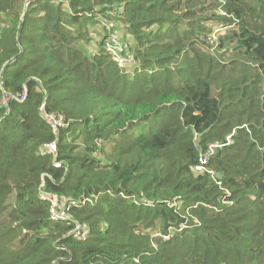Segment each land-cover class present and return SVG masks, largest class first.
I'll return each instance as SVG.
<instances>
[{"label": "trees", "instance_id": "16d2710c", "mask_svg": "<svg viewBox=\"0 0 264 264\" xmlns=\"http://www.w3.org/2000/svg\"><path fill=\"white\" fill-rule=\"evenodd\" d=\"M24 91L0 114V264H264V0H0V99ZM215 142L217 181L195 171Z\"/></svg>", "mask_w": 264, "mask_h": 264}, {"label": "built area", "instance_id": "2783aa9c", "mask_svg": "<svg viewBox=\"0 0 264 264\" xmlns=\"http://www.w3.org/2000/svg\"><path fill=\"white\" fill-rule=\"evenodd\" d=\"M105 39L103 41V49L111 56L112 60L120 67L122 70H126L130 65L134 64L135 59L129 50V44L122 41L121 34L117 31L116 25L114 23L105 24ZM221 31L217 30L209 38V43L213 44L218 41V36ZM27 99V92L24 91L21 95L11 96L6 92H3V95L0 99V114L1 110L5 109V113L10 112L9 103L14 100L19 103H24ZM42 117L50 125L54 131L56 137L58 138L60 130L68 126L66 117L60 114H54L47 112L45 104L41 107ZM1 121V115H0ZM56 138V139H57ZM231 137H228L230 139ZM224 145L219 142L212 143L208 146L205 152L201 153L199 157V163L195 167V171L201 175H209L213 180L217 181V173L208 167L211 158L216 154L219 148H222ZM58 154V140H55L51 143H47L42 146L40 150L41 156L51 155L55 159V167L59 168L60 163L57 162ZM43 199L49 200L51 202V219L55 222H65L69 220V204L68 202H60L58 196H50L46 194L41 195ZM67 235H72L77 240L87 239L88 232L86 228L80 223H76L74 229L71 232H68Z\"/></svg>", "mask_w": 264, "mask_h": 264}, {"label": "rangeland", "instance_id": "374dc122", "mask_svg": "<svg viewBox=\"0 0 264 264\" xmlns=\"http://www.w3.org/2000/svg\"><path fill=\"white\" fill-rule=\"evenodd\" d=\"M101 29H102V28L99 27L98 32H96V34H95V36L98 37V39L101 38V37H100V34L102 33V32H101ZM124 43H126V42H124ZM93 47H94V44L92 43V44L90 45V47H89V50H91Z\"/></svg>", "mask_w": 264, "mask_h": 264}]
</instances>
